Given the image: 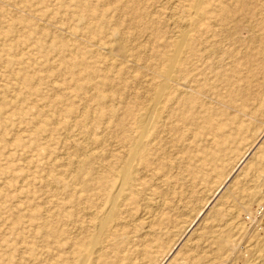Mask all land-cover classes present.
I'll return each mask as SVG.
<instances>
[{"label":"rangeland","instance_id":"1","mask_svg":"<svg viewBox=\"0 0 264 264\" xmlns=\"http://www.w3.org/2000/svg\"><path fill=\"white\" fill-rule=\"evenodd\" d=\"M223 4L0 0V264H258L264 30ZM162 84L196 104L176 96L146 167Z\"/></svg>","mask_w":264,"mask_h":264},{"label":"bare ground","instance_id":"2","mask_svg":"<svg viewBox=\"0 0 264 264\" xmlns=\"http://www.w3.org/2000/svg\"><path fill=\"white\" fill-rule=\"evenodd\" d=\"M237 1V5L238 7L236 9L232 8L231 6H227L225 4H223L221 6V15L223 20L226 22L228 20H230L232 18V16L234 14L238 15V18H243V19H248L251 22L255 23V27L258 30H261L263 28L264 30V0H236ZM167 2V1H166ZM203 2V1H202ZM229 2V1H228ZM206 1L203 2V4L205 5ZM176 4V3H175ZM173 6V4L171 5ZM175 6V5H174ZM177 7V6H176ZM172 9V8H171ZM173 12V11H172ZM175 12V10H174ZM156 13V12H155ZM173 14V13H172ZM71 15V14H70ZM175 15V14H174ZM176 16V15H175ZM178 16V15H177ZM173 18V23L175 17ZM239 18V19H240ZM179 19V18H178ZM176 20V19H175ZM179 22V21H178ZM173 24V25H174ZM175 26V25H174ZM186 26V25H185ZM190 26V25H189ZM188 26V27H189ZM176 27V26H175ZM187 28V27H186ZM173 29V28H172ZM171 29V30H172ZM185 29V28H183ZM188 30V29H187ZM194 33L197 32V27H195L194 29ZM184 31V30H183ZM186 31V30H185ZM184 31V33H185ZM256 31V30H255ZM69 32V31H68ZM188 32V31H187ZM258 33V32H257ZM177 35V34H176ZM183 35V33H182ZM259 35V34H258ZM196 35L191 36V38L189 39V37L187 39H184L182 42L178 43L177 47L178 49L181 50H185L187 48H189L191 42L195 39ZM178 38V37H177ZM232 38V37H231ZM120 40V39H119ZM124 42V41H123ZM251 41H249L250 43ZM100 43V42H99ZM259 43V40H258ZM204 44V43H203ZM123 45V44H122ZM134 50V49H133ZM204 51L207 50L203 49ZM111 51V50H110ZM129 51H126V53ZM216 52V51H215ZM121 54V53H120ZM129 54V53H128ZM206 55H208L206 53ZM197 59V58H196ZM111 60V59H110ZM183 57H180V59L178 60L177 63H172V56L170 55L169 58V64L167 65L166 69L167 71H170V79L174 82V84H178L180 82H182L181 76L179 75V69L182 63ZM112 61V60H111ZM110 61V62H111ZM196 63V62H195ZM172 66V68H170ZM166 72V71H165ZM164 72V75H166ZM169 74V73H167ZM165 77V76H164ZM16 78V77H15ZM166 78V77H165ZM211 82V81H210ZM185 84V83H183ZM145 86V85H144ZM157 89V88H156ZM196 89V88H195ZM151 90V89H150ZM151 92V91H150ZM158 94L156 93V98L153 100H148L146 102L145 105V109L143 111V115L142 118H140L142 121H140V123H143L145 126V134L144 137L141 141V145H137L135 144L134 147V151L139 153L140 155V161H142L144 163V166H148L150 163V156L152 155V153L156 152L157 150H159L160 144H159V134L162 133L161 131H164L168 124V120H167V113L168 111L170 112L173 109V105H175V101H176V96L178 94L181 95L182 100H185L184 98L187 97L186 95H184V92L178 87L177 89L173 86L171 87V85L169 84H162L158 87L157 90ZM147 95L148 92L146 93ZM152 96V95H151ZM161 99V100H160ZM157 100V102H156ZM185 106L187 109V114H190L193 110V108L195 107L196 104V100L193 98L190 99H186L185 100ZM186 115H182V120H186L188 119V117H186ZM138 119V121L140 120ZM181 120V121H182ZM72 128V127H71ZM68 135V134H67ZM13 141V140H12ZM86 141V140H85ZM84 141V142H85ZM11 142V141H10ZM83 142V143H84ZM89 142V141H88ZM258 143V141H257ZM256 144V143H255ZM257 145V144H256ZM251 147L249 149V151L246 154H249V152L252 150ZM121 149V148H120ZM78 151V150H77ZM122 151V150H121ZM74 153V152H73ZM139 168V167H137ZM142 171V170H141ZM118 176V175H117ZM227 184V183H226ZM219 192V191H218ZM217 194V193H216ZM215 194V195H216ZM152 203V202H151ZM156 207V206H155ZM152 208V207H151ZM148 210V208H147ZM109 218V217H108ZM145 220V218H144ZM116 221V220H115ZM152 224V223H150ZM119 226V225H118ZM116 227V226H115ZM114 227V228H115ZM140 227V226H139ZM114 230V229H112ZM191 231V230H190ZM146 233V232H145ZM144 234V233H143ZM152 236V235H151ZM258 242V241H257ZM256 242V243H257ZM261 242V241H260ZM259 242V244H260ZM263 245L262 250L260 248V246L258 245L257 248H259V254H258V261H256L255 263L258 262V264L262 263L264 261V239L262 241ZM144 245V244H143ZM177 247V246H176ZM255 247V246H254ZM100 248V246H99ZM98 248V249H99ZM253 248V247H252ZM256 248H254L255 250ZM100 250V249H99ZM258 251V249H257ZM255 253V252H254ZM257 255V254H256ZM166 256V255H165ZM255 256V255H254ZM167 260V259H166ZM252 260V258H251ZM257 260V259H256ZM249 261V260H247ZM145 262V260H144ZM165 262V261H164ZM245 263V262H244ZM249 263V262H248ZM145 264V263H144ZM253 264V263H252Z\"/></svg>","mask_w":264,"mask_h":264}]
</instances>
